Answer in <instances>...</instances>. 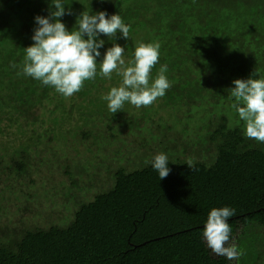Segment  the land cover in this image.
I'll return each mask as SVG.
<instances>
[{"label": "trees", "instance_id": "16d2710c", "mask_svg": "<svg viewBox=\"0 0 264 264\" xmlns=\"http://www.w3.org/2000/svg\"><path fill=\"white\" fill-rule=\"evenodd\" d=\"M63 3L69 30L83 12L119 14L129 38L102 35L101 52L120 44L126 66L139 44H159L150 75L167 65L170 87L115 114L96 101L119 87L116 73L62 96L22 72L50 0H0V264H229L212 258L202 232L225 206L235 209L229 240L264 230V144L244 136L227 91L264 77V0ZM160 153L163 180L151 166ZM94 169L105 177L96 187ZM258 247L247 264H262Z\"/></svg>", "mask_w": 264, "mask_h": 264}, {"label": "clouds", "instance_id": "9594fccd", "mask_svg": "<svg viewBox=\"0 0 264 264\" xmlns=\"http://www.w3.org/2000/svg\"><path fill=\"white\" fill-rule=\"evenodd\" d=\"M66 14L71 13H66L63 0H50L49 14L34 18L33 43L24 48L22 72L25 76L54 88L67 98L79 92L85 81L94 80L98 74L111 79L115 72L122 78L120 86L112 87L102 96L108 110L114 114L125 103L136 108L147 107L165 95L170 87L165 75L167 65L160 67L154 79L150 75L159 60V44H139L134 50L133 59L126 66L123 58L125 48L120 44L113 43L112 47L101 52L106 43L101 39L102 35L109 41L118 33L124 39L129 38V25L119 14L83 12L76 18L72 30L62 21ZM257 75L259 73L256 71L248 79L234 80V87L227 91L234 100L232 108L243 122L244 136L264 144V77L253 78ZM151 166L160 180L170 173L169 160L164 153L155 155ZM234 215L235 209L228 206L211 209L202 232L207 247L215 255L228 260L242 255L235 245L226 246L231 232L228 220Z\"/></svg>", "mask_w": 264, "mask_h": 264}, {"label": "rangeland", "instance_id": "374dc122", "mask_svg": "<svg viewBox=\"0 0 264 264\" xmlns=\"http://www.w3.org/2000/svg\"><path fill=\"white\" fill-rule=\"evenodd\" d=\"M115 72H113V74H114ZM121 84V83H120ZM120 84H119V86H120ZM107 94V92L106 93H104L102 96H104V95H106ZM102 96H100L99 97V99H101V100H98V101H96V105H100L99 106V110H104V109H107L106 107H103L101 104H105L106 106H107V102L106 101H104L103 99H102ZM104 108V109H103ZM132 110H133V108H132V105H131V108H129V112H132ZM158 116H160V117H163V116H166V112H163V111H160L159 113H158ZM88 159H90V160H93V162H94V165L98 162V160H95V159H91V158H88ZM94 173L96 174V177H97V179H98V181H97V179L96 180H93V186H97L98 185V182H104L105 181V177H101V176H103L104 175V171H98L97 169H94ZM56 179L58 180V181H61V179L63 178L62 177V175H63V171H61V172H57L56 174ZM107 183H108V186L106 187V188H109V182L108 181H106ZM90 185V183H86V185L85 186H89ZM102 186V184L101 185H99V187H101ZM96 191H97V189H96ZM43 193H44V190L42 191ZM95 194V193H94ZM93 194V195H94ZM91 195V194H90ZM92 196V195H91ZM40 198H42V203H45V200L43 199V194H42V196L40 197ZM63 201V199H59V202L61 203ZM16 203V202H15ZM15 203H13V204H15ZM49 203V202H48ZM48 208L50 207L49 205H46ZM43 207V206H42ZM15 209V207H13V205H12V209H11V213L12 214H15L16 213V209ZM43 213H44V211H43ZM50 213V212H49ZM36 221H39V220H36ZM41 221V220H40ZM44 222V221H43ZM255 229V230H254ZM240 234V233H239ZM247 235H246V237L243 239V237H241L240 235H236L233 239H231V240H229V242L226 244V246H232V245H235L236 247H237V250L239 251V252H241L242 253V255H239L236 259H234V260H228L227 258V260L229 261V264H247V259H249L250 258V256L249 255H252L253 257H254V260H255V258H256V255L254 254V253H256V251H257V247H258V245H259V250H258V252H262L261 254H262V264H264V230H262V229H257L256 227H251L249 230H248V232L246 233ZM239 238L242 240L241 241V244L239 243ZM212 254V258L213 259H217V258H220V257H223V256H217V255H215L213 252L211 253Z\"/></svg>", "mask_w": 264, "mask_h": 264}]
</instances>
